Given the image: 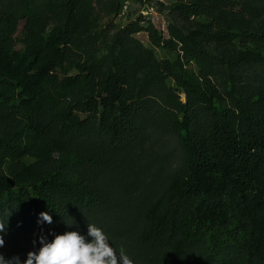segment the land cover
Listing matches in <instances>:
<instances>
[{"label":"trees","instance_id":"trees-1","mask_svg":"<svg viewBox=\"0 0 264 264\" xmlns=\"http://www.w3.org/2000/svg\"><path fill=\"white\" fill-rule=\"evenodd\" d=\"M255 1L236 10L230 0H173L181 16L207 21L189 34L168 28L166 45L197 75L160 66L140 80L133 59L114 47L102 56L101 36L75 28L100 0L49 11L0 0L6 259L24 264L41 235L87 237L90 223L133 264H264V0ZM141 31L161 45L156 30ZM203 42L240 50L225 59ZM42 212L52 224L38 222Z\"/></svg>","mask_w":264,"mask_h":264},{"label":"rangeland","instance_id":"rangeland-1","mask_svg":"<svg viewBox=\"0 0 264 264\" xmlns=\"http://www.w3.org/2000/svg\"><path fill=\"white\" fill-rule=\"evenodd\" d=\"M67 0H34L37 11H49L52 4L64 3ZM118 0H100L95 6L93 14L78 19L75 28L91 35L99 34L101 40L98 49L102 56L110 53L114 47L122 59H133L140 70V80L151 75L160 66L172 69V73H179L185 77L197 75L198 68L184 51L166 45L170 37L168 28L175 26L186 34L199 31L207 24L200 18H185L174 10L173 0H120V11L115 12ZM236 10L243 5L257 6L255 0H230ZM120 3V4H121ZM137 27L144 30L152 28L161 36V45L153 44L148 31L134 33ZM201 47L215 56L229 59L240 50L237 44L203 42ZM72 75L76 71L71 72ZM167 83L174 87L173 78ZM184 100V97L182 98ZM173 147V143L171 144ZM169 154V153H168ZM179 159L172 157L166 166H177ZM169 164V165H168Z\"/></svg>","mask_w":264,"mask_h":264},{"label":"clouds","instance_id":"clouds-1","mask_svg":"<svg viewBox=\"0 0 264 264\" xmlns=\"http://www.w3.org/2000/svg\"><path fill=\"white\" fill-rule=\"evenodd\" d=\"M38 222L52 224V217L47 212L40 213ZM7 224V223H6ZM6 224L0 221V248L5 244ZM35 244L36 241H33ZM41 247L38 252L27 253L24 264H133L123 248L117 254L109 243L107 235L98 227L88 223L87 237L78 231L55 235L48 242L43 235L39 238ZM0 264H21L18 256L6 259L0 253Z\"/></svg>","mask_w":264,"mask_h":264},{"label":"built area","instance_id":"built-area-1","mask_svg":"<svg viewBox=\"0 0 264 264\" xmlns=\"http://www.w3.org/2000/svg\"><path fill=\"white\" fill-rule=\"evenodd\" d=\"M127 1V3H130V1H128V0H126ZM132 2H133V0H132Z\"/></svg>","mask_w":264,"mask_h":264}]
</instances>
